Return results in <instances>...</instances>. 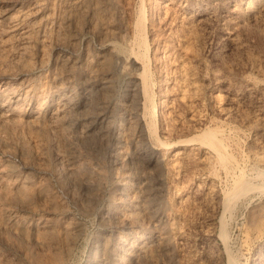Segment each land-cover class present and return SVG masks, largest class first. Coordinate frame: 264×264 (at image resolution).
Returning a JSON list of instances; mask_svg holds the SVG:
<instances>
[{
	"label": "rangeland",
	"instance_id": "rangeland-1",
	"mask_svg": "<svg viewBox=\"0 0 264 264\" xmlns=\"http://www.w3.org/2000/svg\"><path fill=\"white\" fill-rule=\"evenodd\" d=\"M0 45L9 121L0 124V264L57 254V264H226L228 253L235 264H264V0H0ZM142 72L147 100L134 89ZM54 94L69 104L63 113ZM87 110L108 128L101 141L83 139ZM203 129L224 144L223 160ZM243 180L249 186L235 193ZM63 226L56 239L46 234ZM36 229L42 248L30 239Z\"/></svg>",
	"mask_w": 264,
	"mask_h": 264
},
{
	"label": "bare ground",
	"instance_id": "bare-ground-1",
	"mask_svg": "<svg viewBox=\"0 0 264 264\" xmlns=\"http://www.w3.org/2000/svg\"><path fill=\"white\" fill-rule=\"evenodd\" d=\"M9 1V0H8ZM36 1V0H35ZM38 1V0H37ZM11 2V1H10ZM13 2V1H12ZM62 2V1H61ZM72 2H73V0H72ZM8 3V2H7ZM97 3V2H96ZM95 3V4H96ZM12 4V3H11ZM37 4V3H36ZM99 4V3H98ZM101 4V3H100ZM10 4H8V6H9ZM13 5H14V3H13ZM11 6V5H10ZM9 6V7H10ZM32 6V5H31ZM76 6H77V4H76ZM75 7V4L74 3H70L69 4V8H70V10L73 12V10L74 9H76V8H74ZM18 8V7H17ZM36 8V7H35ZM94 8V7H93ZM142 8V7H141ZM29 9H31V8H29ZM28 9V10H29ZM82 9V8H81ZM4 10H6L7 11V9L5 8ZM142 10V9H141ZM26 11V10H25ZM32 11V10H31ZM33 11H37L36 9H33ZM69 11V10H68ZM84 11V10H83ZM5 12V11H4ZM20 12V11H19ZM82 12V11H81ZM85 12V11H84ZM243 12V11H242ZM2 13V12H1ZM8 13V12H7ZM25 13V12H24ZM27 13V12H26ZM26 13H25V16H27V15H29L28 13H27V15H26ZM32 13H34V12H32ZM31 13V14H32ZM140 13V12H139ZM2 15H4V14H2ZM15 15H16V13H15ZM38 15V14H37ZM91 15V14H90ZM139 15V14H138ZM19 16V15H18ZM22 16H23V14H22ZM21 16V17H22ZM41 16V15H40ZM73 16V15H72ZM4 17V16H3ZM14 17V16H13ZM17 17V16H16ZM68 17V16H67ZM131 17V16H130ZM15 18V17H14ZM62 18V17H61ZM96 18V17H95ZM6 19V18H5ZM16 19V18H15ZM24 19V18H23ZM64 19V18H63ZM142 19V18H141ZM22 20V19H21ZM38 20V19H37ZM43 20V19H42ZM68 20V19H67ZM109 20V19H108ZM131 20V19H130ZM139 20V19H138ZM143 20H145V19H143ZM24 21V20H23ZM39 21V20H38ZM44 21V20H43ZM21 21H19V23H20ZM37 22V21H36ZM42 22V21H41ZM96 22V21H95ZM125 22V21H124ZM123 22V23H124ZM128 23V22H127ZM139 21L137 22V24L139 25ZM14 24H16V23H14ZM32 24V23H31ZM34 25H35V23H34ZM49 25V24H48ZM96 25V24H95ZM102 25V24H101ZM100 25V26H101ZM130 25V24H129ZM30 26V25H29ZM41 26V25H40ZM137 26V25H136ZM14 27V26H13ZM28 27V26H27ZM63 27V26H62ZM73 27V26H72ZM10 28V27H9ZM8 28V29H9ZM48 28V27H47ZM69 28V27H68ZM91 28H93V27H91ZM131 28V27H130ZM7 29V30H8ZM37 29V28H36ZM55 29H56V27H55ZM109 29V28H108ZM29 30V29H28ZM31 30V29H30ZM26 31V30H25ZM31 31H33V30H31ZM35 31V30H34ZM55 31V30H54ZM43 32V31H42ZM49 32V31H48ZM109 32H110V30H109ZM120 32V31H119ZM145 32V31H144ZM26 33V32H25ZM68 33V32H67ZM75 33V32H74ZM92 33V32H91ZM107 33V32H106ZM22 34V33H21ZM76 34V33H75ZM23 35V34H22ZM106 35V34H105ZM146 35V34H145ZM97 36V35H96ZM111 36V35H110ZM141 36V35H140ZM22 37V36H21ZM20 37V38H21ZM101 37V36H100ZM132 37V36H131ZM139 37V36H138ZM40 38V37H39ZM42 38H43V36H42ZM58 38V37H57ZM141 38V39H140ZM12 39V38H11ZM119 39V38H118ZM135 39V38H134ZM138 39H140L139 41H138V47H139V52L141 53V56H142V54H144V50L146 49V46H147V43H146V40H144L142 37H139ZM36 41V40H35ZM52 41V40H51ZM54 41V40H53ZM64 41H66V40H64ZM26 42V41H25ZM43 41L42 40H37L36 41V44H38V46L39 47H43V49L45 48V46H43V43H42ZM70 42H72V41H70ZM46 43H47V41H46ZM54 43V42H53ZM84 43V42H83ZM9 44V43H8ZM25 44V43H24ZM35 44V43H34ZM56 46L55 47H57V48H62L63 47V45H64V43H63V41H61L60 39H57L56 41H55V43H54ZM68 44V43H67ZM86 44V43H85ZM8 46V45H7ZM72 46V45H71ZM70 46V47H71ZM74 46V45H73ZM110 46V45H109ZM0 47H1V45H0ZM20 47H21V44H20ZM24 47V46H23ZM26 47V46H25ZM36 47V46H35ZM73 48H75V47H73ZM77 48V47H76ZM87 48V47H86ZM39 49V48H38ZM41 49V48H40ZM39 49V50H40ZM97 49V48H96ZM2 50H3V48H2ZM24 51H25V49H23ZM109 50V49H108ZM147 50V49H146ZM22 51V50H21ZM43 51V50H42ZM107 51V50H106ZM9 52V51H8ZM28 51H26V53H27ZM41 52V51H40ZM139 52H136V57L137 58H139L140 59V61H139V59H137L136 57H134V62H138L140 65H142L143 67H144V69H145V64H144V60L143 59H141V57H140V54H139ZM21 53V52H20ZM39 53V52H38ZM42 53H44V52H41L40 54H42ZM112 53V52H111ZM129 53V52H128ZM131 53H132V51H131ZM130 53V54H131ZM45 54V53H44ZM134 54H135V52H134ZM146 55V54H145ZM31 56V55H30ZM40 56H42V55H40ZM39 56V57H40ZM98 56V55H97ZM63 57V56H62ZM29 58V57H28ZM59 58H61V57H59ZM101 59H102V57H100ZM104 58V57H103ZM107 58H109V57H107ZM40 59V58H39ZM38 59V60H39ZM70 59V58H69ZM90 58H88V60H89ZM97 60V59H96ZM64 61V60H63ZM71 61H72V59H71ZM6 62V61H5ZM62 62V61H61ZM96 62V61H95ZM19 63V62H18ZM46 63V62H45ZM72 63V62H71ZM70 63V64H71ZM87 63V62H86ZM100 63V62H99ZM101 63H102V61H101ZM111 63V62H110ZM20 64V63H19ZM18 64V65H19ZM64 64V63H63ZM147 64V63H146ZM99 65V64H98ZM105 65V64H104ZM21 66H23V65H21ZM38 66H39V63H38ZM68 66V65H67ZM70 66V65H69ZM73 66V65H72ZM90 66V65H89ZM107 66V65H106ZM112 66V65H111ZM45 67V66H44ZM94 67V66H93ZM113 67V66H112ZM117 67V66H116ZM119 67V66H118ZM123 67V66H122ZM2 69V68H1ZM21 69V68H20ZM136 69V68H135ZM107 70V69H106ZM22 71V70H21ZM45 72V71H44ZM89 73V72H88ZM37 74V73H36ZM143 74V75H142ZM141 77H140V86H135V91H136V93H137V91H138V89L140 90V92H141V95L143 96L142 98H144L145 100H147L148 99V82H147V77H146V74H144L143 72L141 73V75H140ZM149 78V77H148ZM217 80V79H216ZM57 82V81H56ZM33 83V82H32ZM30 85V84H29ZM18 89V88H17ZM22 90V89H21ZM26 91V90H25ZM28 92V91H27ZM67 92V91H66ZM102 92V91H101ZM9 94V93H8ZM16 94V93H15ZM28 94V93H27ZM61 94V93H60ZM68 94V93H67ZM29 95V94H28ZM55 95V94H54ZM69 95V94H68ZM112 95V94H111ZM139 97V96H138ZM14 98V97H13ZM3 99V98H2ZM21 99V98H20ZM37 101V100H36ZM42 101V100H41ZM55 105H53V106H55L56 107V109H57V111L59 112L60 111V113H63L64 111H65V108L67 107V106H69V104H68V102L66 101V100H64L63 99V96L62 95H59V94H56L55 96H54V98H52V100H51ZM88 101V100H87ZM86 101V102H87ZM91 101V100H90ZM89 101V102H90ZM3 102V101H2ZM125 102V101H124ZM142 102H143V100H142ZM4 103V102H3ZM85 103V102H84ZM117 103V102H116ZM86 107V106H85ZM36 108V107H35ZM69 108V107H68ZM87 108V107H86ZM142 108H143V105H142ZM51 109V108H50ZM55 109V108H54ZM53 109V110H54ZM52 110V109H51ZM51 110H50V112H51ZM70 110V109H69ZM83 110V109H82ZM2 111V110H1ZM75 111V110H74ZM155 111V110H154ZM5 112V111H4ZM49 112V113H50ZM84 112V111H83ZM109 112V111H108ZM118 112V111H117ZM157 112V111H156ZM155 112V113H156ZM6 113V112H5ZM43 113V112H42ZM54 113V112H53ZM59 113V114H60ZM68 113V112H67ZM154 113V114H155ZM10 114V113H9ZM36 114H37V112H36ZM127 114H129V113H127ZM35 115V114H34ZM66 115V114H65ZM156 116V115H155ZM16 117V116H15ZM42 117V116H41ZM55 117V116H54ZM59 117V115L57 116V118ZM142 117V116H141ZM11 118V117H10ZM14 118V117H13ZM64 118V117H63ZM76 119V118H75ZM129 119V118H128ZM132 119V118H131ZM146 119V118H145ZM12 120V119H11ZM31 120H33L32 118H31ZM35 120V119H34ZM34 120L31 122V124L32 125H35V122H34ZM57 120V119H56ZM100 120H101V113L100 112H97V114H95L94 115V113H92V112H88V110L86 111V113H84L82 116H81V121H87V123H83L82 122V136H83V139L85 138L86 140H88V141H95V140H99V141H101V140H103L105 137H106V135L108 134L109 135V133H108V128L106 127V126H104V125H102L101 123H100ZM130 120V119H129ZM159 120V119H158ZM162 120V119H161ZM52 121H54V119L52 120ZM143 121V120H142ZM9 121H8V118H7V116H5L4 114H3V111L2 112H0V124L1 125H5V124H7ZM37 122V121H36ZM40 122V121H39ZM46 122V121H45ZM61 122H62V120H61ZM131 122V121H130ZM131 124V123H130ZM182 125V124H181ZM28 126V125H27ZM129 126V125H128ZM132 126V125H131ZM11 127V126H10ZM27 128V127H26ZM71 128V127H70ZM153 123L151 122V123H148V124H146V127H145V130L147 131V132H149V133H153ZM170 128V127H169ZM210 128V127H209ZM28 130V129H27ZM50 130V129H49ZM116 130V129H115ZM114 130V131H115ZM163 130H164V128H163ZM185 130V129H184ZM52 131V130H51ZM142 131H143V129H142ZM145 131V132H146ZM218 131V130H217ZM20 132V131H19ZM25 132H26V130H25ZM54 132H56V131H54ZM53 132V133H54ZM33 133V132H32ZM47 133V132H46ZM122 133V132H121ZM202 134H203V136H204V142L206 143V144H208V145H210L213 149H215V151H216V153H217V159H220V160H223L224 158H225V154H224V152H223V145L224 144H222L221 143V141H220V138L214 133V132H212L210 129H203V131L201 132ZM13 134V133H12ZM116 134V132H112V135H115ZM141 134V133H140ZM20 135H22V134H20ZM79 135V134H78ZM23 136V135H22ZM26 136H27V134H26ZM75 136V135H74ZM16 137V136H15ZM32 137V136H31ZM81 137V136H80ZM109 137V136H108ZM121 138H122V140H121V143L122 144H124V146H125V143H127V142H129L131 139H133V137H132V133L127 129V130H125L122 134H121ZM8 139V138H7ZM16 139V138H15ZM38 140H36V142H37ZM33 143V152H34V154H35V157H37L38 159L40 158L39 157V153H40V149L42 148L43 149V147H41L40 148V145L39 144H37V143ZM44 142V141H43ZM60 142V141H59ZM22 145V144H21ZM127 145V144H126ZM28 146V145H27ZM32 146V145H31ZM53 146V145H52ZM22 146H20V148H21ZM62 147H65V148H70L71 146H70V143H69V145H67V143H65L64 142V145L62 146ZM64 148V149H65ZM73 148V147H72ZM165 148V147H164ZM209 148V147H208ZM17 149V148H16ZM63 149V148H62ZM63 149V150H64ZM119 149V148H118ZM120 149H121V147H120ZM187 149V148H186ZM123 151V150H122ZM121 151V152H122ZM2 152V151H1ZM7 152V151H6ZM15 153H18V154H20V156L22 157V150L21 149H17V150H15L14 151ZM63 152V154H61ZM60 154H58L57 153V157H58V160L59 161H61L62 163H64V165H65V169H66V174H68V175H72L73 174V172H74V170H75V168H74V161H73V154L72 153H70V152H68V153H70V154H72V155H70V154H67V153H65L66 152V150H64V151H62ZM227 152V151H226ZM11 155H12V153L11 152H9ZM14 153V154H15ZM42 153V152H41ZM41 155V154H40ZM66 156V157H65ZM120 156V155H119ZM12 157V156H11ZM200 158V157H199ZM228 158V157H227ZM22 159V158H21ZM178 159V158H177ZM40 160V159H39ZM231 160H233V159H231ZM206 161V160H205ZM41 163V162H40ZM224 163V162H223ZM35 164V163H34ZM29 164L27 163V162H23V167L24 168H27V167H29L28 166ZM174 165V164H173ZM222 165V164H221ZM244 165V164H243ZM90 166V165H89ZM135 166V165H134ZM226 166V165H225ZM28 169V168H27ZM116 169V168H115ZM134 172V171H133ZM128 173V172H127ZM66 176V175H65ZM240 176H241V174H240ZM73 177H74V175H73ZM236 177V176H235ZM71 178V177H70ZM137 178V177H136ZM238 178V177H237ZM245 178V177H244ZM65 179V178H64ZM73 179H75V178H71L70 179V182L71 181H75V180H73ZM234 179V178H233ZM246 179V178H245ZM82 181V180H81ZM137 182V181H136ZM6 183H7V181H6ZM72 183H74V182H72ZM71 183V184H72ZM140 183H141V180L140 179H138V183H136V186H135V189H139V187H140ZM213 183H214V181H213ZM77 184V183H76ZM79 184V183H78ZM82 184H84V183H82ZM142 186V185H141ZM249 186V182L248 181H245V180H243L242 182H240L239 183V185L237 186V188L234 190L235 191V193H237V192H239V191H241V190H244V189H246L247 187ZM251 186V185H250ZM258 187V186H257ZM21 188V187H20ZM19 188V189H20ZM17 190L16 191V194L17 195H19L18 196V198L21 200V201H23L24 203H25V205H27V202L25 201V200H23V198L24 197H22L23 195L21 194V191L20 190ZM36 189H37V187H36ZM73 189V188H72ZM143 189V188H142ZM28 190V189H27ZM32 190V189H31ZM133 190V189H132ZM35 195L37 194L38 196H39V199L41 198V197H43V192H42V190L41 189H37V190H34V192H33ZM136 192H134V194L133 195H135V199L137 198V195L135 194ZM31 195V194H30ZM139 195V194H138ZM32 196V195H31ZM38 196H36V197H38ZM45 197V196H44ZM84 197H85V195H84ZM238 197V196H237ZM64 198V197H63ZM226 198H228V201H230L231 202V200H229V197L227 196ZM230 198H231V196H230ZM45 199V198H44ZM141 199V198H140ZM222 200V199H221ZM224 200V199H223ZM233 200H234V197H233ZM236 200V199H235ZM44 201V200H43ZM134 201V200H133ZM227 201V200H226ZM225 201V202H226ZM47 201H45L44 203H46ZM141 202V201H140ZM225 202H223V204L225 203ZM233 202V201H232ZM31 204V203H30ZM222 204V205H223ZM264 204V203H263ZM225 205V204H224ZM223 205V206H224ZM232 205V204H231ZM6 206V205H5ZM226 207H227V205H225ZM30 208V207H29ZM132 208V207H131ZM145 208V206L144 205H142V209H144ZM32 209V208H31ZM260 209V208H259ZM35 211V210H34ZM128 215H129V217L131 218H134L135 219V217H134V212L132 211V210H130V212L128 213ZM67 219V218H66ZM220 219V218H219ZM221 219H222V217H221ZM47 220V219H46ZM223 220V219H222ZM4 221V220H3ZM147 221V220H146ZM132 222V221H131ZM130 222V223H131ZM221 222V221H220ZM223 222V221H222ZM221 222V223H222ZM3 223V222H2ZM10 223V222H9ZM12 223V222H11ZM41 223V222H40ZM220 223V224H221ZM4 224V223H3ZM3 224H2V226H3ZM36 224V223H35ZM133 224H134V222H133ZM223 224V223H222ZM6 225V224H5ZM4 225V226H5ZM137 225V224H136ZM139 225V224H138ZM17 226V225H16ZM45 226V225H44ZM135 226V225H134ZM155 226V225H154ZM222 226V225H221ZM220 226V227H221ZM7 227V226H6ZM10 227V226H9ZM8 227V228H9ZM12 227V226H11ZM222 227H224V226H222ZM15 228V227H14ZM26 228V227H25ZM37 228V227H36ZM41 228H43V227H41ZM46 228V227H45ZM2 229V228H1ZM11 229V228H10ZM22 229V228H21ZM24 229V228H23ZM48 228H46V230H47ZM4 230V229H3ZM8 230V229H7ZM6 230V231H7ZM28 230V229H27ZM27 230H25V231H27ZM31 230H32V228H31ZM41 230V229H40ZM9 231V230H8ZM15 231H17V230H15ZM61 231H62V233H63V235L64 234H66V233H68V226H63L60 230H58L57 229V231H55V230H49L46 234H48L50 237L49 238H55V237H57V235L59 236V232L61 233ZM5 232V231H4ZM11 232V231H10ZM18 232V231H17ZM43 232V233H44ZM15 232H13V234H14ZM21 233H22V236H24L25 235V233L23 232V231H21ZM62 233H61V235H62ZM19 234H20V232H19ZM16 235H18V234H16ZM21 235V234H20ZM29 235V234H28ZM26 236V237H29V236ZM220 235L221 236H224V232H222V230H221V232H220ZM3 236V235H2ZM15 236V235H14ZM20 237V236H19ZM18 237V238H19ZM42 237V236H41ZM67 237H69V236H67ZM221 238V237H220ZM30 239L32 240V242L35 244V245H37L38 246V248L39 247H41L42 248V246H43V241L39 238V230H35L33 233H32V235L30 236ZM56 239V238H55ZM59 239V238H58ZM225 239V238H224ZM6 240V239H5ZM4 240V241H5ZM22 240H24V239H22ZM66 240V239H65ZM174 240V239H173ZM223 240V239H222ZM226 241V240H225ZM6 242H8V240H6ZM106 242V241H105ZM104 241H103V243H102V246H101V248H100V254L101 255H103V254H105V247H106V243H105ZM110 242V241H109ZM9 245V244H8ZM70 245V244H69ZM37 246H35V247H37ZM48 246V245H47ZM51 246V245H50ZM228 246V245H227ZM225 247V246H224ZM44 248V247H43ZM47 248V247H46ZM56 248V247H55ZM54 248V249H55ZM228 248V247H227ZM226 248V249H227ZM137 249H138V253H137V255L138 254H140V255H146V251L144 250V249H142L140 246L139 247H137ZM43 250V249H42ZM45 250V249H44ZM153 250V249H152ZM56 253V252H55ZM232 254V253H231ZM51 255V254H50ZM57 255H59V254H57ZM56 255V256H57ZM56 256H52V257H50V259L48 260V261H43L44 263H42V264H57L58 262H59V258L58 257H56ZM61 256V255H60ZM139 256V255H138ZM226 256V255H225ZM3 257V256H2ZM104 257V256H103ZM143 257V256H142ZM153 257V256H152ZM168 257V256H167ZM227 259H225L226 260V264H235V261H234V258L232 257V255H230L229 253H228V255H227V257H226ZM41 259V258H40ZM40 259H37V262H38V260L40 261ZM61 259V258H60ZM135 259H137V258H135ZM143 259V258H142ZM236 259V258H235ZM42 260V259H41ZM176 260V259H175ZM29 262V261H28ZM136 262V261H135ZM134 262V263H135ZM151 262H152V260H151ZM160 262H161V260H160ZM154 263H155V261H154ZM41 264V263H40ZM152 264V263H151ZM237 264V263H236Z\"/></svg>",
	"mask_w": 264,
	"mask_h": 264
}]
</instances>
